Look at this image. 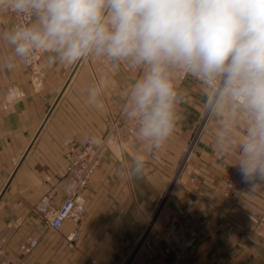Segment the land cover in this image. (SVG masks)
I'll list each match as a JSON object with an SVG mask.
<instances>
[{"label":"crops","instance_id":"0c3cea01","mask_svg":"<svg viewBox=\"0 0 264 264\" xmlns=\"http://www.w3.org/2000/svg\"><path fill=\"white\" fill-rule=\"evenodd\" d=\"M13 23L10 16L0 20V30ZM8 51L0 42V56ZM34 67L0 70V264H264V189L251 192L232 166L235 156L216 148L221 127L243 134L241 119L230 118V100L210 112L214 91L175 68L185 100L181 123L145 171L130 176L138 145L122 94L141 70L95 56L49 65L40 54ZM101 78L108 82L105 107L97 109L84 90ZM88 138L101 144V160L76 190L65 154ZM229 174L236 175L231 191ZM73 194V215L53 229L46 212ZM172 217L198 231L180 261L144 244L152 219L164 228Z\"/></svg>","mask_w":264,"mask_h":264},{"label":"clouds","instance_id":"9594fccd","mask_svg":"<svg viewBox=\"0 0 264 264\" xmlns=\"http://www.w3.org/2000/svg\"><path fill=\"white\" fill-rule=\"evenodd\" d=\"M9 16L28 19L0 30L9 49L0 70L28 65L36 54L49 65L95 56L141 70L122 94L138 145L130 176L145 171L181 123L184 94L172 72L182 68L216 90L210 112L231 101L230 118L241 119L243 134L221 127L216 148L235 156L232 166L251 192L264 189V0H0V20ZM107 83L84 90L97 109L105 107Z\"/></svg>","mask_w":264,"mask_h":264},{"label":"built area","instance_id":"2783aa9c","mask_svg":"<svg viewBox=\"0 0 264 264\" xmlns=\"http://www.w3.org/2000/svg\"><path fill=\"white\" fill-rule=\"evenodd\" d=\"M27 20V19H26ZM25 21L19 22L23 23ZM33 66L35 65L36 57L33 58ZM187 72L182 69V76ZM219 87V85L217 86ZM216 94V90H213ZM101 144L88 138L81 148H71L65 154V162L67 172L71 175L74 181L76 190H80L88 185L94 172L98 168L101 160L100 156ZM225 186L228 191H231L236 186V175L229 174L225 177ZM75 208V195L68 196L59 206L53 207L45 214L46 221L50 227L59 230L64 221L73 215ZM33 245L36 241L31 242ZM188 243H184L182 247H187Z\"/></svg>","mask_w":264,"mask_h":264},{"label":"rangeland","instance_id":"374dc122","mask_svg":"<svg viewBox=\"0 0 264 264\" xmlns=\"http://www.w3.org/2000/svg\"><path fill=\"white\" fill-rule=\"evenodd\" d=\"M10 17L14 23H19L28 19L27 17H25L23 20H21L19 17ZM33 62L34 60H32V62L28 65L35 69ZM204 125L205 124H202L195 131L189 147L197 143L198 138L203 133ZM177 222L178 218L172 217L168 225H166L164 228H160L157 225V221L152 219L149 223L148 231L146 233L147 238H145L148 239V243L144 244H152L154 247L162 249V252L167 255L170 261H180L196 242L198 238V231L194 230L189 225L180 228ZM184 243H188V246L182 247Z\"/></svg>","mask_w":264,"mask_h":264}]
</instances>
